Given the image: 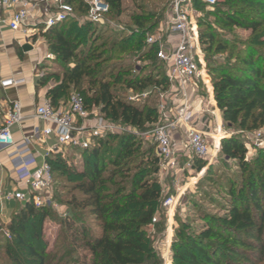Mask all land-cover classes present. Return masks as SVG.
Segmentation results:
<instances>
[{
	"label": "trees",
	"instance_id": "1",
	"mask_svg": "<svg viewBox=\"0 0 264 264\" xmlns=\"http://www.w3.org/2000/svg\"><path fill=\"white\" fill-rule=\"evenodd\" d=\"M66 1L73 6L74 16L46 30L44 34L49 49L61 59L69 74L65 75L61 84L48 90V99L53 106H60L64 91L72 85L80 90L79 94L83 96L87 108H90L92 99L108 120L138 130L157 123L159 116L156 108L136 106L120 100L114 95L110 82L97 80L95 75L99 70L100 56L96 51L100 46L96 42L100 38H96L95 26L99 24L88 21L82 28L77 26L79 30L87 31L93 27L87 38L88 48L84 56H80L78 46L84 47V37L78 40L80 35L74 34V24L69 25V21L79 15L86 17L89 2ZM124 1L105 0L110 8L106 16L109 18L112 14L120 18L124 13ZM215 7L219 12L214 15L222 17L219 23L251 31L249 39L243 42V50L231 52L230 59L234 60L231 67L218 66L213 70L215 99L223 121L227 126H238L241 130L261 128L264 126V0H219ZM143 9L140 14L131 17L134 32L122 41L121 49L137 53L138 60H159L157 46L148 45L146 38L148 31L157 27L159 21H153L154 16ZM203 25L200 39L206 54L231 50L228 41L219 38L211 23L204 22ZM144 42L148 49L142 52ZM116 44L117 41H114L111 49ZM91 59L94 66L88 63ZM71 63L73 66H70ZM144 71L135 76H130L129 70L123 72L125 83L130 88L140 86L143 89L163 85L164 82L158 77L144 74ZM117 79L121 77L117 76ZM85 80L90 85L88 90L83 89ZM46 82V78H41L38 85L43 86ZM97 84L99 86L95 88ZM89 90L94 93L93 98L88 97ZM111 141H117V148H113ZM140 147L141 143L128 132L122 135L110 134L90 149L75 150L79 152V163L72 156L53 154L48 162L53 167L54 182L56 173L73 182L70 198L66 201L71 207V216L68 223L65 221L70 234L61 247L64 253L61 258L48 262L44 251H38L33 244L25 245L23 232L30 226L33 232L31 239L36 238V219L40 218L43 222L50 211L49 208L40 209L32 203H25L20 205L7 227L12 233L11 239L16 238L19 246L27 249L29 258L25 260L21 256H11L12 264H52V261L70 264L66 253L80 247L90 252L88 264H162V261L156 259V252L151 245L154 240L150 234L155 215L162 205V191L153 178L160 171V158L149 153L145 161L150 168L132 172L130 159H133ZM219 151L226 158L237 161L242 175L238 180L227 179L220 190L225 202L221 205L225 210L224 215L217 219L204 216L206 224L195 238L184 237V234L177 231L183 238L180 248L174 253L177 264H259L264 259V159L257 157L255 166L248 163V148L237 135L222 139ZM108 166L113 168L109 170ZM204 167V161L195 160V169L202 170ZM85 209H89L100 221L101 231L98 235H89L87 230L79 226V222L71 218L75 217L74 212L77 210ZM12 240L0 236V248L10 255L13 254ZM224 256L237 258L242 263L225 260Z\"/></svg>",
	"mask_w": 264,
	"mask_h": 264
},
{
	"label": "rangeland",
	"instance_id": "2",
	"mask_svg": "<svg viewBox=\"0 0 264 264\" xmlns=\"http://www.w3.org/2000/svg\"><path fill=\"white\" fill-rule=\"evenodd\" d=\"M90 2L91 0H86ZM124 13L120 18L113 17L110 14L109 18L106 16L104 24L95 26L96 38H100L96 45L100 46L98 49V61L100 66L99 70L96 72L97 80L103 82H110L111 89L114 95L120 99L130 102L136 106H147L148 108H156L158 113V122L153 125H146L145 129L138 130L132 128L127 124L117 122L121 126L125 127L127 131L125 133L132 134L137 142L141 143L139 151L135 154L133 159H130V164L132 172L139 170L141 168L149 169L150 165L146 163V156L149 153L152 156L156 155L160 158V171L155 175L154 181L160 186L162 191V205L160 204L159 210L157 211L155 218L153 220V225L150 229V234H152L153 242L151 243L152 248L156 252V259L162 261V264H177L174 260V253L180 248L183 238H181L177 231L184 234V237L195 238L198 236L199 232L204 228L206 222L204 221V216L208 215L212 217L211 219H217L219 216L225 214L222 204L224 200L221 198L220 190L226 184L227 179L238 180L242 175V170L237 165V161H232L226 158L220 151H214V139H210L211 144V155L208 159L202 160L205 162V167L203 170H187L184 167V160L180 158V169L178 171L168 170L162 165V158L159 156L156 143L152 138V130L157 125H163L167 122L168 118H163L162 115L164 111L161 106L165 104V111L171 112V109L178 108L181 104L180 97L176 96L174 98L172 94V89L170 87L166 70L159 60H138L137 53H129L122 51V41L128 36L133 34L134 27L132 22V16L140 14L144 11L143 8L147 10L151 15L154 16L153 21H159L157 27L148 31L146 38L149 35H159L165 34L166 32V18L169 13V0H125L124 1ZM189 10L194 18L197 20L199 30H201L204 22H209L215 28L219 38L222 41L227 40L231 50L223 53L208 52L205 58V69L208 75V81L214 89V73L213 70L218 66L231 67V52H241L243 50V42L247 41L251 36V31L241 28V27H226L222 23H219L222 17L218 14L219 9L217 7H210L204 2L192 1L189 6ZM74 22V23H73ZM88 23L85 16L79 15L78 18L69 21L70 24H74L75 27L74 34H79L78 40L84 37V47L78 46L80 41H78V52L80 56H84L85 50L88 48L89 42L87 38L90 31L79 30L77 28L84 27ZM42 28V27H41ZM41 36L44 35L41 31ZM44 40H47L44 38ZM117 41L116 47L111 49V45ZM49 49L48 41L45 42ZM105 47H101L102 45ZM145 42L142 43V52L148 49ZM105 50V53L103 52ZM17 54L23 59L24 52L22 48L16 47ZM103 52V53H102ZM206 53V52H205ZM54 55L51 58L49 55ZM96 56V55H94ZM96 58V59H97ZM88 63L94 66L95 63L91 59ZM70 66H73L71 63ZM130 71V76L139 75L143 70L144 74H150L154 77H158L161 82H164L162 86L157 88L149 86L146 89L140 86L130 88L125 83V77L123 72ZM65 75H69L66 71L65 65L61 62V59L56 56L49 49L47 51L44 59L35 68V79L36 81L41 78H46L47 82L43 85L45 88H53L64 81ZM120 76L121 79H117ZM166 76V78H165ZM66 83V82H65ZM83 84V82H81ZM139 85V84H138ZM66 86V85H65ZM98 84L95 88H98ZM90 85H88L87 80L84 81L83 89L88 90ZM162 91L167 97L162 98L159 94V90ZM80 90H76L72 85L64 91L63 97L60 99V103L66 102L74 93H79ZM213 96L215 97V92L213 90ZM206 90V86L200 83V93L197 98L203 97L206 106L212 109L213 102H210V95ZM88 97L93 98L94 93L89 90ZM172 98V99H171ZM216 100V99H215ZM90 117H88L87 122H92L96 115H102L100 111V106L93 103L91 99ZM215 107H218L217 101ZM219 109V107H218ZM220 115L222 112L219 109ZM215 117V116H214ZM216 119V117L214 118ZM225 128L237 135L240 140L247 146L248 153L246 156V161L252 166H255L256 158L261 157L264 159V126L255 130H241L238 126L229 127L224 122ZM184 130V128H182ZM185 131V130H184ZM181 136H186L181 135ZM217 138V137H216ZM113 148H117V141H111ZM221 147V146H220ZM144 152L146 154H144ZM78 151L71 148H63L60 154L63 156H72L75 162L79 163ZM107 160V159H106ZM144 160V161H143ZM108 163V160H107ZM113 167L108 166L111 170ZM72 181L64 178L60 175L55 177V188L53 191V198L56 205H50L45 208H49V214L46 219L41 222L40 218L36 219V225L38 226V235L36 238H32L31 227L28 226L25 232H23L25 245L33 244L38 251H44L47 256V261H51L54 258L59 259L63 255L62 250L63 241L67 238L68 218H70L71 207L66 203L71 195ZM80 196V195H79ZM173 198L174 201L171 205H165L166 200ZM21 204H16L14 202H7L5 204L7 218L11 219L18 212ZM73 221L79 222V226L87 230L88 234L98 235L101 231V223L97 217L92 214L89 209L77 210ZM73 215V213H72ZM68 223V222H67ZM157 224H160L157 226ZM6 225V226H5ZM3 227H7L4 224ZM20 231V230H19ZM12 240V239H10ZM13 244V254H9L3 248H0V264H12L11 256L13 258L23 257L29 258L27 254V249H23L19 246L16 238L12 241ZM67 259L70 260V264H88L90 258V252L84 247L71 250L66 253ZM225 257L226 259H231L235 263H242L241 260L232 257ZM52 264H57V261H52ZM259 264H264V259L261 260Z\"/></svg>",
	"mask_w": 264,
	"mask_h": 264
},
{
	"label": "built area",
	"instance_id": "3",
	"mask_svg": "<svg viewBox=\"0 0 264 264\" xmlns=\"http://www.w3.org/2000/svg\"><path fill=\"white\" fill-rule=\"evenodd\" d=\"M195 0H169V13L166 18L165 34L149 35L148 45L157 46V57L163 63L174 98L182 101L178 108L164 111L162 117L168 118L163 125H157L152 130V138L156 143L162 165L173 171L180 169V158L184 160L182 170H193L196 159L206 160L211 155L210 139H214V151L218 152L221 140L233 135L225 128L218 107H215L213 86L208 81L205 69L206 53L203 49L197 20L189 10L190 3ZM214 7L219 0H200ZM44 5L48 15L44 20L35 23V27L48 30L74 16V8L66 0H0V28L8 27L15 32L27 33L31 20ZM109 5L105 0H91L86 19L95 24H104L109 13ZM54 58V55H49ZM23 80H3V85L18 84ZM206 86L213 102L212 109L206 106L200 93V83ZM162 98L167 96L160 89ZM172 99V98H171ZM90 112L85 100L79 93H74L67 107L55 108L47 98L36 107L32 118L46 122L42 131L36 130L34 136H28L18 141L13 128L21 125L29 116L23 114L22 102L12 103L3 123L0 125V152L12 149L11 177L15 187L5 189L0 178V236L12 238L8 227H3V204L16 202L32 203L36 208L56 205L53 198L54 174L48 159L60 153L63 148L85 150L95 146L100 139L108 135H122L127 129L120 124L108 120L104 115H96L92 122H87ZM216 119H214L215 117ZM184 128L185 135L178 137L176 130ZM46 145L45 152L39 153L35 148L36 138ZM221 136L219 140L216 137ZM54 139V144L50 141ZM43 157L42 164L37 157ZM4 164L0 161V169ZM203 170V169H202ZM174 199L166 200L165 205H171ZM156 221V219H154ZM6 226V225H5Z\"/></svg>",
	"mask_w": 264,
	"mask_h": 264
},
{
	"label": "crops",
	"instance_id": "4",
	"mask_svg": "<svg viewBox=\"0 0 264 264\" xmlns=\"http://www.w3.org/2000/svg\"><path fill=\"white\" fill-rule=\"evenodd\" d=\"M39 1V0H33ZM48 9L42 5L36 12V17L31 20V24L27 33L15 32L8 27L0 28V125L3 123L9 107L14 101H21L23 106V114L29 116L30 119L26 120L21 125H16L13 128L14 135L18 141L28 136H34L37 129L42 131L47 125L46 122L37 118H32L35 114L36 107L48 98V90L42 85H38V80L35 79V68L44 59L47 51H49L44 40L46 30L35 27V23L40 20H44L48 15ZM47 39V38H46ZM25 45H31L32 49L26 51ZM22 48L24 52V58L22 59L16 51V47ZM23 80L18 84L3 85V80ZM68 102H62L59 107H67ZM59 107L57 109H59ZM223 121L222 116L220 115ZM224 122V121H223ZM183 128V127H182ZM182 128L176 130L178 137L185 134ZM41 137L36 138L35 148L39 153H44L46 145H43L40 141ZM54 139L50 141V144H54ZM10 150H4L0 152V161L4 164V168L0 169V178L3 180V186L5 189H12L15 187L13 179L11 177V160ZM38 163L42 164L43 157H37ZM16 203V202H14ZM3 204V220L5 224H9L11 217L8 219ZM17 205L19 203H16Z\"/></svg>",
	"mask_w": 264,
	"mask_h": 264
},
{
	"label": "water",
	"instance_id": "5",
	"mask_svg": "<svg viewBox=\"0 0 264 264\" xmlns=\"http://www.w3.org/2000/svg\"><path fill=\"white\" fill-rule=\"evenodd\" d=\"M24 49H25L26 51L31 50V49H32V46H31V45H25V46H24Z\"/></svg>",
	"mask_w": 264,
	"mask_h": 264
},
{
	"label": "bare ground",
	"instance_id": "6",
	"mask_svg": "<svg viewBox=\"0 0 264 264\" xmlns=\"http://www.w3.org/2000/svg\"><path fill=\"white\" fill-rule=\"evenodd\" d=\"M221 138H222L221 136H217V139H219V140H220Z\"/></svg>",
	"mask_w": 264,
	"mask_h": 264
}]
</instances>
